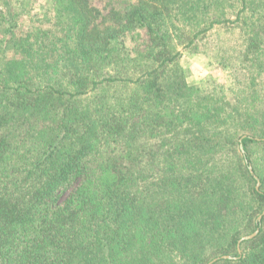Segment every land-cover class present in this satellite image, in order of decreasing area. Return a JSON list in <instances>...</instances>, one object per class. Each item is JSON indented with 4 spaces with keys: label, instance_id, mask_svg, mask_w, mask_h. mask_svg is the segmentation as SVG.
Here are the masks:
<instances>
[{
    "label": "trees",
    "instance_id": "1",
    "mask_svg": "<svg viewBox=\"0 0 264 264\" xmlns=\"http://www.w3.org/2000/svg\"><path fill=\"white\" fill-rule=\"evenodd\" d=\"M34 4L0 0V264H264V0Z\"/></svg>",
    "mask_w": 264,
    "mask_h": 264
},
{
    "label": "rangeland",
    "instance_id": "2",
    "mask_svg": "<svg viewBox=\"0 0 264 264\" xmlns=\"http://www.w3.org/2000/svg\"><path fill=\"white\" fill-rule=\"evenodd\" d=\"M46 1L47 0H35V4L31 12L23 14L19 19L22 27L25 26L26 28L28 26L30 15L33 12L38 11L40 4ZM120 1L121 0H90L91 4L101 10L103 15H105L110 8H117ZM183 68L201 88L209 86L213 82L229 86L232 81L228 69H222L209 57H205L203 55L186 59L183 63Z\"/></svg>",
    "mask_w": 264,
    "mask_h": 264
},
{
    "label": "water",
    "instance_id": "3",
    "mask_svg": "<svg viewBox=\"0 0 264 264\" xmlns=\"http://www.w3.org/2000/svg\"><path fill=\"white\" fill-rule=\"evenodd\" d=\"M249 170H250L251 175H253V177L255 178V180H256V182H257V184H256V188L258 189V187L260 186V183H259V181H258V178L254 175V173H253L251 167H249ZM258 220H260V217L258 218ZM257 233H258V229H257L254 233H252V234H250V235H247V236H243V237H241V238L238 240V243H237V252L240 253V244H241L243 241H246V240H250V239H252ZM222 258H223V259H231L232 257H230V256H223ZM218 259H219V258H215V259L209 261L207 264H213V263L216 262Z\"/></svg>",
    "mask_w": 264,
    "mask_h": 264
}]
</instances>
